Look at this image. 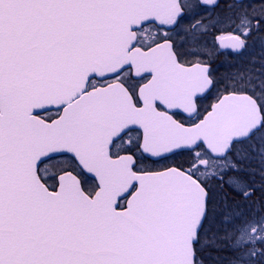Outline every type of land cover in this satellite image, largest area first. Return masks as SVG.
I'll use <instances>...</instances> for the list:
<instances>
[{
  "label": "snow or ice",
  "instance_id": "6c2138e0",
  "mask_svg": "<svg viewBox=\"0 0 264 264\" xmlns=\"http://www.w3.org/2000/svg\"><path fill=\"white\" fill-rule=\"evenodd\" d=\"M0 264H264V0H0Z\"/></svg>",
  "mask_w": 264,
  "mask_h": 264
},
{
  "label": "rangeland",
  "instance_id": "374dc122",
  "mask_svg": "<svg viewBox=\"0 0 264 264\" xmlns=\"http://www.w3.org/2000/svg\"><path fill=\"white\" fill-rule=\"evenodd\" d=\"M224 1H226V0H222V6L224 5ZM221 6V7H222ZM218 11H219V9H218ZM259 54H260V47H259V44H257L253 49H252V51H251V53H250V55H254V56H259ZM216 60H217V62L218 61H221V62H223L224 64H225V67H227L228 66V63H227V59H226V57H224V56H220V57H218V58H216ZM228 69V68H227ZM229 70V69H228Z\"/></svg>",
  "mask_w": 264,
  "mask_h": 264
},
{
  "label": "flooded vegetation",
  "instance_id": "af4514ba",
  "mask_svg": "<svg viewBox=\"0 0 264 264\" xmlns=\"http://www.w3.org/2000/svg\"><path fill=\"white\" fill-rule=\"evenodd\" d=\"M222 1V0H221ZM215 61V63L213 64V67L215 68L217 65L219 66V72L222 71L223 75L226 73V68H225V64L221 61H219V63ZM212 101H208V103H211Z\"/></svg>",
  "mask_w": 264,
  "mask_h": 264
},
{
  "label": "trees",
  "instance_id": "16d2710c",
  "mask_svg": "<svg viewBox=\"0 0 264 264\" xmlns=\"http://www.w3.org/2000/svg\"><path fill=\"white\" fill-rule=\"evenodd\" d=\"M224 4H225V3H224ZM223 6H224V5H223ZM223 6H222V7H223ZM215 61L217 62V60H215ZM218 63H219V61H218ZM218 63H217V64H218ZM227 63H228V62H227ZM225 68H226V72L229 71V70H230L229 64H228V66L225 67ZM227 68H228L229 70H228ZM215 69H216L218 75H220V76L223 75L222 71L219 72V66H218V65L215 67ZM223 255L227 256V255H229V253L225 252V253H223Z\"/></svg>",
  "mask_w": 264,
  "mask_h": 264
}]
</instances>
